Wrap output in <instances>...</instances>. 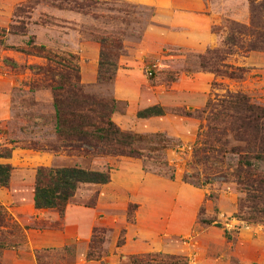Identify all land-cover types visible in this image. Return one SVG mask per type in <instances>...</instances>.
<instances>
[{"label": "rangeland", "instance_id": "1", "mask_svg": "<svg viewBox=\"0 0 264 264\" xmlns=\"http://www.w3.org/2000/svg\"><path fill=\"white\" fill-rule=\"evenodd\" d=\"M97 1L102 4L80 12L61 0H0V161L10 158L9 185L2 190L0 205L20 228L17 245L0 251V264H14L29 252L27 230L64 227L63 213H33L28 203L39 166L111 169L107 184L78 185L69 200L96 212L92 230L97 232L92 235L91 230L87 243L93 255L102 257L114 246L125 245L127 252L118 264H181L180 258L187 264H264V227L236 217L243 193L232 177H213L211 163L192 160L196 134L205 124L203 115L179 114L201 111L210 100L212 105L222 104L228 93L244 95L264 111V51L233 50L225 55L220 70L242 68L241 80L214 76L198 66L199 56L222 49L228 22L248 26L247 1L202 0L194 14L210 22L214 44L199 52L180 46L198 37L184 27V14L176 8L185 0H170L172 7L161 11L165 25L154 23L153 1L167 0ZM99 38L106 39L102 46ZM100 51L103 61L115 65L110 81L97 83L95 73L94 81L83 82L82 59L87 64L94 56L97 72ZM65 67L77 70L76 82L73 75H65L83 95L112 106L109 120L139 139L134 148L142 153L141 159L90 156L60 147L45 70L54 69V74L66 72ZM111 70L107 68L106 75ZM118 78L129 80L164 115L138 120L143 118L128 111L127 100L114 94ZM5 154L8 158H2ZM225 163L232 168L235 157L227 154ZM259 172L264 176V162ZM79 247L72 242L33 256L36 264L69 263Z\"/></svg>", "mask_w": 264, "mask_h": 264}, {"label": "trees", "instance_id": "2", "mask_svg": "<svg viewBox=\"0 0 264 264\" xmlns=\"http://www.w3.org/2000/svg\"><path fill=\"white\" fill-rule=\"evenodd\" d=\"M61 1L80 12L102 4L97 0ZM246 1L249 10L248 26L241 27L228 22L224 27L226 33L222 39V49H211L198 57L201 71L241 80L244 73L242 68L226 66L225 70H220L225 55L231 54L233 50L244 54L264 51V0ZM215 30L216 27L211 29L214 33ZM96 41L102 46L106 39L99 38ZM98 57L96 82L105 83L110 81L115 65L107 60L103 61L104 55L101 51ZM110 67L111 74L106 75L107 68ZM61 68L60 65L59 70ZM65 69L66 72L57 70L54 74V69L45 70V74L50 75L47 87L53 93L54 133L60 140V147L74 149L90 156L141 159L142 153L134 148L139 139L132 134L121 132L109 120L108 114L112 113V106L93 102L90 97L83 95L76 83L74 84L77 70L74 67ZM65 74L68 77L73 75L74 82L67 81ZM226 96L227 100L222 104L212 105L211 100L207 101L201 111H194L193 114L184 110L179 112L184 116L201 114L205 121L204 127L200 126L196 134L192 160L198 165L211 163L213 177L220 176L224 180L232 177L233 183L243 193V198L237 204L236 217L246 224L264 227V176L259 172V165L264 162V111L250 104L244 95L228 93ZM163 115L164 110L156 105L135 114L137 118L143 119ZM230 141L237 145L228 147ZM227 154L235 157L232 168H228L225 163ZM2 158H8V155L5 154ZM9 171V165H0V187L8 186ZM110 171L111 169L92 171L75 166L36 167L33 176L32 206L34 209H54L61 216L78 185H105L109 182ZM169 178L172 179V176ZM5 220L8 224H4ZM95 232L96 229H93L92 235ZM19 235V225L0 205V251L15 247ZM85 259L97 261L100 257L87 251ZM179 260L181 264H187L185 258Z\"/></svg>", "mask_w": 264, "mask_h": 264}, {"label": "crops", "instance_id": "3", "mask_svg": "<svg viewBox=\"0 0 264 264\" xmlns=\"http://www.w3.org/2000/svg\"><path fill=\"white\" fill-rule=\"evenodd\" d=\"M153 5L156 6V13L153 16L154 23L158 25H165V22L161 17V11L170 9L172 7L171 1L167 0L165 2H162V4L153 1ZM201 6L202 0H185L182 2V6L176 7L180 9V13L184 14L182 18L184 19L185 23H187V25H185L184 27L191 30L192 34H194V30L198 33V37H193L192 41H189V43L187 44L186 42H184V44L186 45L180 46H182V48L195 50L197 52L204 50L205 48H208L209 46H212L214 44V37L209 33L210 22H208L206 17L194 14V12L201 9ZM82 62L83 63L80 66L81 80L83 82H89L88 80L94 81V76L96 73V58L94 56L89 58L87 60V64L85 63V58H83ZM114 94L117 99L127 100V107L130 113L135 114L137 111L153 106V103H151V101L149 100L144 99V96L139 93L138 89L130 86V81H127L126 79H116L114 83ZM154 118L156 117H148L147 119ZM9 163L10 158L0 161V165H10ZM2 190H4V187H0V201L4 200V192H2ZM31 197L32 195L29 196L28 203L29 205H31L33 213L42 214L44 213V211L51 210L34 209L32 206ZM95 215L96 212L92 208L73 206L68 202L63 210L62 215L64 227L57 230H27L26 250H29V252L24 253L25 256L23 258L15 260L14 264H36L33 256V253H35L36 251L41 249H62L72 242L79 243L80 247L76 250L73 257L74 259L71 262L62 264H118L121 257L120 255L124 256L127 252L125 245H122L121 247L114 246L109 250V254H104L97 261L85 259V255L88 249L87 243L90 239L92 227L96 222Z\"/></svg>", "mask_w": 264, "mask_h": 264}, {"label": "built area", "instance_id": "4", "mask_svg": "<svg viewBox=\"0 0 264 264\" xmlns=\"http://www.w3.org/2000/svg\"><path fill=\"white\" fill-rule=\"evenodd\" d=\"M150 73H148V75H149Z\"/></svg>", "mask_w": 264, "mask_h": 264}]
</instances>
